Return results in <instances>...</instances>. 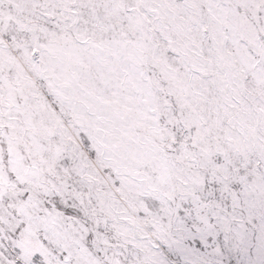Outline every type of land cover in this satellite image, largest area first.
<instances>
[{"label": "snow or ice", "instance_id": "snow-or-ice-1", "mask_svg": "<svg viewBox=\"0 0 264 264\" xmlns=\"http://www.w3.org/2000/svg\"><path fill=\"white\" fill-rule=\"evenodd\" d=\"M0 264H264V0H0Z\"/></svg>", "mask_w": 264, "mask_h": 264}]
</instances>
